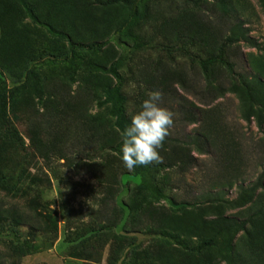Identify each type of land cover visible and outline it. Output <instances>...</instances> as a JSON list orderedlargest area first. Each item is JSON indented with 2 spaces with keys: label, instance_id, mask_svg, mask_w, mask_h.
Returning <instances> with one entry per match:
<instances>
[{
  "label": "rangeland",
  "instance_id": "rangeland-1",
  "mask_svg": "<svg viewBox=\"0 0 264 264\" xmlns=\"http://www.w3.org/2000/svg\"><path fill=\"white\" fill-rule=\"evenodd\" d=\"M105 1L0 0V264H264V0ZM152 91L173 126L129 171Z\"/></svg>",
  "mask_w": 264,
  "mask_h": 264
},
{
  "label": "clouds",
  "instance_id": "clouds-1",
  "mask_svg": "<svg viewBox=\"0 0 264 264\" xmlns=\"http://www.w3.org/2000/svg\"><path fill=\"white\" fill-rule=\"evenodd\" d=\"M161 93H147L139 111L133 114L121 135V162L129 171L139 166L159 162L158 149L162 147L169 129L173 126V114L160 107Z\"/></svg>",
  "mask_w": 264,
  "mask_h": 264
},
{
  "label": "trees",
  "instance_id": "trees-1",
  "mask_svg": "<svg viewBox=\"0 0 264 264\" xmlns=\"http://www.w3.org/2000/svg\"><path fill=\"white\" fill-rule=\"evenodd\" d=\"M117 1L118 0H106L105 3H103V4L104 5H108V4H111V3H115ZM30 16L32 17V15H30ZM133 19H135V15H133ZM58 35L65 37V35H62L61 33H58ZM68 43H69V47H70L71 51H74V49L78 48V47H82V48L84 47V45L76 44V43H73L71 41H68ZM100 45L101 44H99V43H92L90 45H87L84 48H87V49H90V50L91 49H97V48L101 47ZM160 49L165 51V52H182V53H184L182 50H180V49H178L176 47H173V48H162V47H160ZM195 60L198 62L200 67H205V66H208V65H211V64L222 65L227 70V72L232 75V69L223 60L221 52L217 53L215 56H213L211 58H208L206 60H201V59H195ZM117 64H118L117 62L113 63L109 67V72H110V74L113 76V78L115 80V84H114V86L111 89V93H112V96H113V99H114V102H115V105H116V109H117V125L121 126L122 123H123V120H124V108H123L124 99H123V96L121 94V77H120V75L117 72ZM120 147H121V142L116 147V152L118 153L119 156H121ZM263 176H264V173H263V175L260 176V180L262 179ZM169 205L172 208H175V209L195 208L194 204H188V203L176 204V203H173L172 201H169ZM25 251H26L27 254H33V253H30L28 249H26Z\"/></svg>",
  "mask_w": 264,
  "mask_h": 264
}]
</instances>
